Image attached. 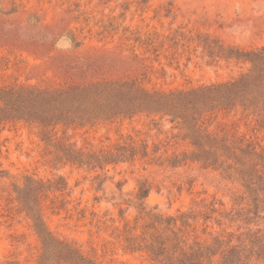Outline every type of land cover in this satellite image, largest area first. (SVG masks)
Wrapping results in <instances>:
<instances>
[{"label": "rangeland", "instance_id": "1", "mask_svg": "<svg viewBox=\"0 0 264 264\" xmlns=\"http://www.w3.org/2000/svg\"><path fill=\"white\" fill-rule=\"evenodd\" d=\"M261 47L264 0H0V87L132 80L150 91L187 90L249 68L247 61L227 58V50ZM202 123L264 154V120L251 110L209 112ZM122 145L135 146L136 155L106 161ZM68 146L99 162L66 158ZM193 148L180 121L163 113L47 127L2 121L0 264H41L44 244L25 203L86 264H161L147 248H132L157 234H144L147 213L175 217L170 228L187 247L220 240L248 249L250 238L264 235V218L249 221L240 213L251 199L237 176L190 160L170 164ZM28 179L40 189L37 196L18 192ZM142 186L150 189L145 199L137 197ZM63 257L51 254L47 264H76ZM239 264H264V257L253 252Z\"/></svg>", "mask_w": 264, "mask_h": 264}, {"label": "trees", "instance_id": "2", "mask_svg": "<svg viewBox=\"0 0 264 264\" xmlns=\"http://www.w3.org/2000/svg\"><path fill=\"white\" fill-rule=\"evenodd\" d=\"M206 48L210 51L214 49L209 44ZM226 56L247 61L250 66L234 79L187 90L150 91L132 80L73 84L57 89L0 87V123L7 119H24L40 122L47 127L61 123H88L100 118L108 119L120 114L129 115L143 111L169 115L173 120L180 121L194 147L191 151L171 157L170 164L177 166L190 160L237 176L251 199L250 207L240 213L244 214L245 220L261 219L264 218V154L255 150L256 147L251 143L237 140L235 136L229 137L227 133L219 135L208 131L202 123V118L209 112L232 110L241 106L264 120V47L245 52L229 49ZM63 152L66 158L81 164L99 162L95 159L96 155L85 154L70 146L64 147ZM136 152L135 146L122 145L116 152L106 154L107 160L103 159L104 157L102 159L109 162L125 161L134 157ZM33 183L28 179L25 187L18 192L37 196L40 189L31 187ZM149 191V188L142 186L137 197L145 199ZM25 204L26 208L33 212L35 228L44 244L41 264L51 261L50 255L56 252L64 254L63 258L71 263H87L74 248L44 228L39 210L29 207L28 203ZM146 215L150 221L144 226V234L152 229H155L154 233L157 234H151L152 242L145 247L134 245L132 248H147L161 264H239L251 257L253 252L257 257H264L262 234L250 238L248 249L241 245H224L220 240L213 244L196 243L187 247L186 242L170 228L176 224L175 217L158 213ZM158 225L165 227L162 232L158 231ZM166 229L172 233L164 235ZM218 254L220 257L216 259ZM52 264L59 262L55 260Z\"/></svg>", "mask_w": 264, "mask_h": 264}]
</instances>
